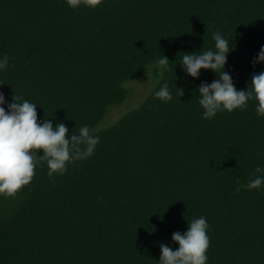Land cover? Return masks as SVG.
Returning a JSON list of instances; mask_svg holds the SVG:
<instances>
[{
  "label": "trees",
  "instance_id": "trees-1",
  "mask_svg": "<svg viewBox=\"0 0 264 264\" xmlns=\"http://www.w3.org/2000/svg\"><path fill=\"white\" fill-rule=\"evenodd\" d=\"M215 31L231 38L225 69L246 88L264 70L251 64L264 45V0H103L77 10L0 0V54L9 56L0 93L37 103L38 120L69 132L87 124L99 136L65 174L49 177L41 161L15 197L0 196V264H158L159 245L175 250L171 234L201 215L207 264H264V190L236 191L264 164V118L249 101L202 119L195 89L218 75L193 78L177 62L213 47ZM161 54L167 71L155 69ZM141 77L149 86L139 103L98 127ZM164 81L166 103L151 94Z\"/></svg>",
  "mask_w": 264,
  "mask_h": 264
},
{
  "label": "clouds",
  "instance_id": "clouds-1",
  "mask_svg": "<svg viewBox=\"0 0 264 264\" xmlns=\"http://www.w3.org/2000/svg\"><path fill=\"white\" fill-rule=\"evenodd\" d=\"M102 3L103 0H66L67 6L73 10L81 7L94 9ZM212 39L213 47L183 52L177 61L182 71L193 78L199 77L201 69L218 75V79L211 82L201 81L195 89L202 119L211 120L217 113L246 109L249 101L255 102L256 115L264 118V70L253 73L246 88L236 89L231 74L225 69L234 44L220 31L213 32ZM169 62L161 54L155 62V69L167 71ZM258 63L264 64V45L251 61L253 66ZM8 66V54H0V72L6 71ZM151 94L165 103L172 99L167 81ZM37 105L14 95L9 102L0 93V196L15 197L18 191L29 185L41 161L46 163L49 177L60 176L68 171L69 164L92 156L99 143V136L92 134L87 124L76 132L73 129L69 132L63 122L53 125L47 118L38 120ZM38 151L42 154L38 155ZM241 189H255L258 193L264 190V164H258L245 183L240 184L237 180L236 191ZM208 228L203 215L187 221L183 233L174 231L171 234V240L178 244L175 250L164 243L159 245L158 264H207Z\"/></svg>",
  "mask_w": 264,
  "mask_h": 264
},
{
  "label": "rangeland",
  "instance_id": "rangeland-1",
  "mask_svg": "<svg viewBox=\"0 0 264 264\" xmlns=\"http://www.w3.org/2000/svg\"><path fill=\"white\" fill-rule=\"evenodd\" d=\"M146 81H147L146 78L141 77V78H137L133 81L128 82L127 88H129L131 91V94H132L131 97L129 95L128 98L123 103L111 107L112 110L108 113L107 118L105 116L100 121L98 127H103V126L112 124L124 112H126L129 109H131L132 107L136 106L139 102L136 104H134V103L137 102L145 94L146 90L148 89L149 83Z\"/></svg>",
  "mask_w": 264,
  "mask_h": 264
}]
</instances>
